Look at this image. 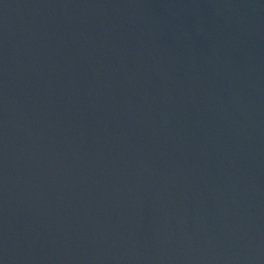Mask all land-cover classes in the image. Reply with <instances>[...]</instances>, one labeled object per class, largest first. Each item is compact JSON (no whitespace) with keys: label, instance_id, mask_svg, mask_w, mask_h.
<instances>
[{"label":"water","instance_id":"1","mask_svg":"<svg viewBox=\"0 0 264 264\" xmlns=\"http://www.w3.org/2000/svg\"><path fill=\"white\" fill-rule=\"evenodd\" d=\"M0 264H264V0H0Z\"/></svg>","mask_w":264,"mask_h":264}]
</instances>
